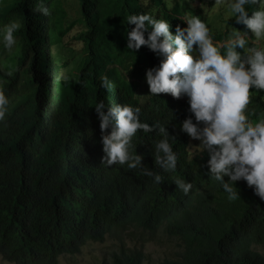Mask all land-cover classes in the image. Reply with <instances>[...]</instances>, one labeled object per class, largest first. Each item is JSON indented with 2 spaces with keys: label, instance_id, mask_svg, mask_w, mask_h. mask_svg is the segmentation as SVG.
Returning a JSON list of instances; mask_svg holds the SVG:
<instances>
[{
  "label": "trees",
  "instance_id": "trees-1",
  "mask_svg": "<svg viewBox=\"0 0 264 264\" xmlns=\"http://www.w3.org/2000/svg\"><path fill=\"white\" fill-rule=\"evenodd\" d=\"M78 1L84 54L63 81L66 62L57 63L52 53L61 21L56 0H0V28L11 20L21 24L12 49L0 44V92L10 101L0 121V256L14 264H59L61 255L112 234L121 244L101 264H144L143 252L120 236L141 229L180 241L181 252L159 264H264L255 249L264 247V200L243 180L234 183L239 197L228 199L208 175L207 151L192 155L191 138L179 128L192 115L187 97L155 95L140 103L132 92L158 58L144 45L127 50V15L154 14L168 20L174 33L178 4L169 9L165 0ZM41 5L47 15L35 10ZM102 76L112 82L110 91L99 86ZM99 100L139 106L140 120L149 124L169 121L175 172H161L165 181L158 185L139 169L101 164L94 110ZM248 109L253 121L264 115V98L250 92ZM159 138L155 130H137L132 141L141 163L156 171L152 145ZM173 176L191 182L188 194L176 188Z\"/></svg>",
  "mask_w": 264,
  "mask_h": 264
},
{
  "label": "clouds",
  "instance_id": "clouds-1",
  "mask_svg": "<svg viewBox=\"0 0 264 264\" xmlns=\"http://www.w3.org/2000/svg\"><path fill=\"white\" fill-rule=\"evenodd\" d=\"M183 2L165 0L169 9L178 4L174 33L169 31L168 20L154 14L127 15L125 22L132 25L126 31L127 50L134 52L144 45L158 58L156 65L144 70L132 92L140 103L155 95L187 97V111L192 115L185 117L179 128L189 138L199 141L196 145L199 152L207 151L208 175L219 183L230 200L239 197L234 186L239 180L245 181L253 193L264 200V115L253 121L248 109L249 89L255 93L264 90V47L255 46L264 42V0H216L218 5L226 6V28L227 19L234 17L251 32L249 37L248 32L232 27L225 42L215 38L221 44L213 42L209 28L199 16L181 10ZM246 6H254L250 15ZM35 10L48 14V8L43 5ZM184 13L187 14L182 18ZM20 28L18 20H11L0 28V44L5 49L16 45L13 33ZM249 40L253 46H248ZM69 78L67 70L59 73L63 81ZM146 83L149 96L142 102L134 91ZM99 86L109 91L113 88L107 76L100 78ZM9 103V98L0 92V121L5 118ZM94 110L99 120L101 164L139 169L158 185L165 181L161 172H175L177 153L170 143L175 137L165 127L169 121L149 124L140 120L139 106L106 105L103 100L94 104ZM137 130L143 133L155 130L159 135L152 145L153 164L159 171L145 167L141 155L134 151L132 141ZM171 181L184 194L192 187L191 182L179 176L171 177Z\"/></svg>",
  "mask_w": 264,
  "mask_h": 264
},
{
  "label": "rangeland",
  "instance_id": "rangeland-1",
  "mask_svg": "<svg viewBox=\"0 0 264 264\" xmlns=\"http://www.w3.org/2000/svg\"><path fill=\"white\" fill-rule=\"evenodd\" d=\"M212 1V3H210ZM55 15L61 17L60 24L56 26V32L59 37L55 42L53 50V56L57 63L66 62L61 70H67L69 77H72L75 73L74 62L79 59L78 55H83V42L78 38L79 33L84 29L80 18V4L78 0H56ZM225 5H218L216 0H184L182 3V11L197 15L205 22L210 30V35L215 44H221L228 37V33L232 30V27L239 31L248 32L251 37L250 30L237 23L234 17H229L226 21L228 24L225 27L226 11ZM254 6H246L248 14H251ZM187 13L182 15V18ZM188 16V15H187ZM183 25L185 23L183 22ZM220 40V42L216 41ZM247 38V37H246ZM259 47H264V42H261ZM251 93L258 94L264 98V90H258L257 93L252 92V88L249 89ZM137 97L144 102L149 96V90L147 83L142 84L141 88L135 89ZM199 141L190 139L188 148L194 156L199 152ZM123 242L131 248L140 249L144 254V264H159L163 259L175 258L180 252L182 247L180 241L177 238L166 236L162 233L150 235L141 229H129L120 233ZM121 241H118V237L115 235H106L105 239L101 242L89 241L84 244L80 251L75 254H64L59 257V264H101L104 260L110 262L111 253L116 251L120 246ZM256 250L264 254L263 246H256ZM0 264H14L4 260L0 256Z\"/></svg>",
  "mask_w": 264,
  "mask_h": 264
}]
</instances>
